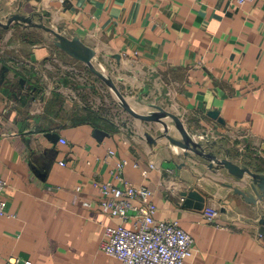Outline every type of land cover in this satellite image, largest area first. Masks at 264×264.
I'll list each match as a JSON object with an SVG mask.
<instances>
[{"label": "crops", "instance_id": "0c3cea01", "mask_svg": "<svg viewBox=\"0 0 264 264\" xmlns=\"http://www.w3.org/2000/svg\"><path fill=\"white\" fill-rule=\"evenodd\" d=\"M14 14L35 15L93 49L94 68L136 113L161 107L205 152L264 174V0H0V178L9 212L0 217V262L123 264L99 248L104 227L119 220L101 211L93 181H114L111 170L126 160L125 178L153 191L154 217L177 220L192 237L183 264H264V201L245 202L233 191L237 177L185 155L166 136L181 139L169 116L166 126L135 117L131 128L115 90L52 33L1 25ZM94 88L109 91L113 111L91 106ZM94 128L107 135L96 139ZM189 190L204 198L201 209L184 205Z\"/></svg>", "mask_w": 264, "mask_h": 264}, {"label": "built area", "instance_id": "2783aa9c", "mask_svg": "<svg viewBox=\"0 0 264 264\" xmlns=\"http://www.w3.org/2000/svg\"><path fill=\"white\" fill-rule=\"evenodd\" d=\"M242 5L254 0H232ZM64 144L65 139L61 138ZM108 156L114 151L109 150ZM61 161V165H63ZM126 160L116 162L111 173L114 181L94 180L98 189V205L102 212L119 220L116 225H106L99 248L116 257L123 264H183L194 251L192 237L178 221L161 220L154 217L156 205L153 191L145 185H133L123 175ZM154 165L149 164L152 168ZM141 174L146 176V171ZM7 182L0 178V217L9 215L4 191ZM76 187V190H79ZM87 204V203H85ZM11 215V214H10ZM213 211L206 213L211 219ZM0 264H30L27 260L13 256Z\"/></svg>", "mask_w": 264, "mask_h": 264}, {"label": "water", "instance_id": "95a60500", "mask_svg": "<svg viewBox=\"0 0 264 264\" xmlns=\"http://www.w3.org/2000/svg\"><path fill=\"white\" fill-rule=\"evenodd\" d=\"M34 17L35 15L23 16L19 14H14L9 18L6 24H1V25L5 28H8L12 25V23L19 22V23L29 24L30 26L40 27L52 33L54 35L55 43L58 47H60L69 56L84 62L92 73H94L98 78H100L106 84L110 85L115 90V92L119 97L121 106L129 114L142 120L161 122L163 126L166 125L161 118L165 116H169L174 121L178 131L180 132L181 139L179 140L173 139L168 134H166V136L171 142L178 144L182 146L184 149H186L185 155H188L189 153L188 150H190L195 155L213 160L217 168L223 167L224 169L227 170L228 173H230L234 177H237L240 180L241 189L238 187H234L233 191L234 193L240 195L245 202L250 204H255L257 201H264L263 173L253 172L248 167L240 166L228 160L227 158L217 159V157L213 153L205 152L204 148L201 147L199 143L194 142L189 137L180 119L176 115L168 113L167 111L163 110L161 107H157L156 112L148 115H142L133 111L126 103L124 97L119 93L117 88L114 86L113 82L107 77H105L103 74H101L99 71H97L92 65L91 60L94 56L93 49L83 44L81 40L76 36L68 38L63 34H61L59 31H56L41 22L34 23L33 21ZM4 68L8 69L6 66ZM208 114L212 117H217V111H209ZM219 120L221 119L219 118ZM106 135L107 133L99 128H94L93 130V136L98 140H101ZM48 136L54 139L55 142H57L60 138V135L58 133L48 134ZM147 137L150 143L154 142V140L151 139L148 135ZM244 175H247V180L243 179ZM182 195L184 197V205L188 207L193 206L196 209H201L203 207L204 198L201 196V194L198 191L189 190L183 192ZM258 223H259V227H258L259 234L264 235V214L261 215V217L258 219Z\"/></svg>", "mask_w": 264, "mask_h": 264}, {"label": "rangeland", "instance_id": "374dc122", "mask_svg": "<svg viewBox=\"0 0 264 264\" xmlns=\"http://www.w3.org/2000/svg\"><path fill=\"white\" fill-rule=\"evenodd\" d=\"M123 86L124 82H122ZM100 87V86H99ZM91 91H89V97H90V103L91 106L95 107V108H102L105 110H110L113 111V104L111 103L112 101V96H109V91L107 93L102 92L103 94L100 93V95L98 94V91L101 92V90L94 88L93 90L90 89ZM93 91H95L96 93H93ZM128 95L133 96V87L128 90ZM127 99V98H126ZM117 100L120 102L119 98L117 97ZM152 101V99H151ZM156 102V101H155ZM153 103V102H152ZM130 105V104H129ZM130 107V106H129ZM121 108L120 113L122 114V117H124L123 119H125V122H127V124L132 128L133 125V120L135 119L134 116H132L131 114H129L125 109H123L121 106L119 107ZM131 109H133L131 107Z\"/></svg>", "mask_w": 264, "mask_h": 264}]
</instances>
